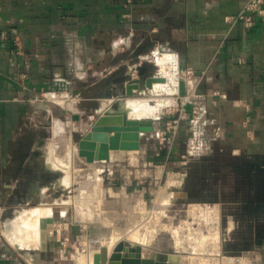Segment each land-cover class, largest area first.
<instances>
[{"label": "crops", "instance_id": "crops-1", "mask_svg": "<svg viewBox=\"0 0 264 264\" xmlns=\"http://www.w3.org/2000/svg\"><path fill=\"white\" fill-rule=\"evenodd\" d=\"M247 1L0 0V173L11 161L7 147L19 124L37 113L41 92L84 99L89 90L100 102L115 97L121 80L125 92L139 82L134 93L158 77L159 54L171 53L188 83L186 97L200 104L188 134L200 131L211 147L193 158L192 169L199 162L204 178L233 180V202L218 205L251 211L242 213L251 226L246 253L264 264V13L251 28L228 19ZM120 51L128 58L118 57ZM86 76L84 93L79 85ZM178 142L172 139L171 147ZM202 193H209L206 182ZM7 256L0 250V264H13Z\"/></svg>", "mask_w": 264, "mask_h": 264}, {"label": "rangeland", "instance_id": "rangeland-1", "mask_svg": "<svg viewBox=\"0 0 264 264\" xmlns=\"http://www.w3.org/2000/svg\"><path fill=\"white\" fill-rule=\"evenodd\" d=\"M128 56L126 51L118 55ZM176 67L173 69L176 72L169 70L177 79L176 84L169 85L173 94L154 93L142 81V89L128 95L121 80L117 82L119 88L114 90L119 92H112L115 97L100 102L90 98L89 90L84 99L66 95L65 91L51 94L56 91L46 90L45 96L40 93L34 102L39 103L37 113L19 124L12 145L7 147L11 161L0 173V250L6 251L9 261L79 264L80 256L102 254L103 248L109 257L123 242L125 246L142 249L143 264H154L157 259L161 264H178L181 258L183 264H228L224 256L233 257L230 264L255 263V258L246 253L252 246L251 226L247 224L250 217L242 215L246 212L237 210L231 203L218 205L220 199L233 202V180L220 183L218 174L204 178L199 162L192 169L193 158L201 159L211 147L202 144L200 131L189 129L188 134V123L199 115L193 111L194 106L200 104L186 97L188 83ZM162 69L155 67L158 77L164 74ZM116 74L124 76L121 69ZM84 80L79 88L86 93L87 76ZM108 86L103 85L102 89ZM145 96L151 97L150 102L161 109L156 116L145 117L153 121L152 130L115 136L113 158L108 161H88L80 154V140L106 109L119 110L121 100ZM98 108L105 110L97 114ZM176 138L178 145L171 147V140ZM49 147L54 157L61 159L60 169L47 165ZM64 173L71 180L66 186L57 182ZM204 182L209 185L208 194L202 193ZM174 192L176 196L172 195ZM42 203L51 204L54 211L47 248L19 249L5 232L6 227L23 210ZM246 214L250 216L251 211ZM135 235L139 239L133 238ZM112 237L115 240L110 249Z\"/></svg>", "mask_w": 264, "mask_h": 264}, {"label": "bare ground", "instance_id": "bare-ground-1", "mask_svg": "<svg viewBox=\"0 0 264 264\" xmlns=\"http://www.w3.org/2000/svg\"><path fill=\"white\" fill-rule=\"evenodd\" d=\"M121 41V40H120ZM158 52V50H157ZM156 52V53H157ZM164 52V51H161ZM160 56L158 57V62L161 65V67L163 68L162 72L164 74H160V77L164 78L165 81L167 79V82L163 81V82H155L153 84V87L151 88L152 92H156L161 93L162 91L168 92V94H173V88H169V85L172 83H177V79L173 77V75L171 74V72L169 71L170 69H174V67H176V62L175 61V56H173V54L171 53H164V54H159ZM157 58V57H156ZM155 58V59H156ZM157 61V60H156ZM179 66V65H178ZM177 68V67H176ZM175 71V70H173ZM176 72V71H175ZM174 74V73H173ZM159 76V75H158ZM175 86V85H174ZM153 96V95H152ZM156 96V95H155ZM159 97V96H158ZM169 97V96H168ZM160 99V98H159ZM151 97H131L128 98L126 100H121V106L120 109L122 111L128 112L129 115L133 118H145V117H150L152 115L156 116L157 112L160 111V106H156L153 105L151 102ZM112 101V100H111ZM161 101V100H160ZM159 102V100H158ZM109 103V102H108ZM160 103V102H159ZM169 104V103H168ZM163 106V105H162ZM162 108V107H161ZM107 110H111L113 111L114 109L109 108ZM131 132H122V131H116L113 132L111 134L110 137V158H113V154L112 151L114 150V140L113 138L115 136H123V134H127L130 135ZM120 143V142H119ZM50 145V144H49ZM48 145V146H49ZM118 145V144H117ZM121 145V143H120ZM52 148V147H51ZM51 148L49 147V150L47 151L48 153L46 154V160L47 163L49 164V166H51L52 168L55 169H60L62 166V161L61 159H58V157H54ZM53 150V149H52ZM54 152V151H53ZM71 153V152H70ZM108 161V160H107ZM71 163V162H70ZM65 171V170H64ZM65 174V173H64ZM100 177V176H99ZM73 178V176H72ZM58 183H62L63 185H69L71 183L70 177L68 174H65L64 176H61L58 180ZM71 187V186H70ZM67 189V187H66ZM175 195V192L174 194ZM178 195V194H177ZM169 198V197H168ZM176 198V197H175ZM170 201V200H168ZM65 202V201H64ZM69 202V201H68ZM213 208V207H211ZM205 209V208H204ZM54 215V211H53V207L51 204H40L38 206H35L33 208H30L29 210H23V212L20 214V216L17 217V219L13 220V223H9L6 227L5 232L7 233L8 237L12 240V243L14 245H16L18 248H24V247H28V246H32L35 247V249L37 248H41L42 247V241H43V230L45 227H47V224L49 223V220L51 219V217ZM212 215V213H211ZM208 220V219H207ZM173 229V228H172ZM175 230V229H174ZM177 231V229H176ZM175 231V232H176ZM117 234V233H116ZM135 234V233H134ZM174 234V232H173ZM177 234V233H176ZM131 235V234H130ZM178 235V234H177ZM203 235H207V234H203ZM217 235V234H216ZM213 235V236H216ZM119 236V235H118ZM138 236V235H137ZM136 235L133 237L135 239H139L136 238ZM209 236V235H207ZM206 236V237H207ZM218 236V235H217ZM117 237V235H116ZM175 237V236H174ZM205 237V238H206ZM219 237V236H218ZM119 238V237H117ZM116 238V240H117ZM179 238V237H178ZM209 238V237H208ZM215 238V237H213ZM110 243H109V248H113L110 247V245L113 243V241L115 239L110 238ZM132 239V238H131ZM143 239V238H142ZM176 239V237H175ZM174 239V240H175ZM211 239V237L209 238ZM178 240V239H176ZM192 240V239H191ZM205 240V239H204ZM137 241V240H136ZM135 241V243H136ZM143 241V240H142ZM144 241H145V237H144ZM182 242V240H180ZM207 241V240H206ZM209 241V240H208ZM211 241V240H210ZM134 242V241H133ZM139 242V241H138ZM176 242V241H175ZM179 242V241H177ZM188 242V241H187ZM190 242V241H189ZM202 242V241H201ZM216 242V241H213ZM219 242V241H218ZM141 243V242H140ZM177 244V243H176ZM180 242L177 244L179 245ZM114 245V244H112ZM143 245V244H141ZM181 245V244H180ZM183 247V246H182ZM188 247V246H187ZM108 248V249H109ZM188 249V248H187ZM87 253V252H86ZM27 255V257H29V259H31L30 253L27 252L25 253ZM218 254V253H217ZM143 255V254H142ZM219 255V254H218ZM226 258V260L229 262L228 264H230L233 261V257H229L227 259V257L224 256V259ZM144 259V256H143ZM206 259V258H205ZM145 260V259H144ZM218 260V259H217ZM207 261V260H206ZM109 262V261H108ZM234 262V261H233ZM78 263L79 264H99L96 263L95 261V256L94 254L91 255H85L83 254L82 256L79 257L78 259ZM145 263V261H144ZM203 264V262H201ZM208 262H206L207 264ZM178 264H183L182 258L180 259V261H178ZM227 264V262L225 263ZM234 264V263H232Z\"/></svg>", "mask_w": 264, "mask_h": 264}, {"label": "water", "instance_id": "water-1", "mask_svg": "<svg viewBox=\"0 0 264 264\" xmlns=\"http://www.w3.org/2000/svg\"><path fill=\"white\" fill-rule=\"evenodd\" d=\"M165 79L160 77H149L146 85L153 87L155 82H163ZM140 83H130L127 85V94L132 95L134 88H139ZM154 128L153 121L145 118H133L125 111L107 110L101 114L79 142L80 154L85 156L88 161L110 160V136L113 132H144ZM54 220V219H53ZM50 221L43 230L42 249L47 248V238L50 229L54 226V221ZM106 248H103L102 254L95 256L96 263L115 264L113 261H119V264H143L142 249L140 247H128L120 242L114 251L107 256ZM125 251V253H122ZM109 261V262H108ZM154 264H161L157 259Z\"/></svg>", "mask_w": 264, "mask_h": 264}, {"label": "built area", "instance_id": "built-area-1", "mask_svg": "<svg viewBox=\"0 0 264 264\" xmlns=\"http://www.w3.org/2000/svg\"><path fill=\"white\" fill-rule=\"evenodd\" d=\"M131 3L132 0H127ZM264 13V0H248L243 9L233 15L228 17L230 21L242 22L246 27L251 28L255 25V16ZM57 92H52L51 94H56ZM50 94V92H49ZM46 94L43 93V96ZM38 99V98H37Z\"/></svg>", "mask_w": 264, "mask_h": 264}]
</instances>
